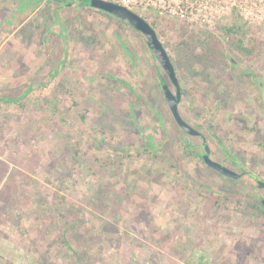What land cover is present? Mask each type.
<instances>
[{"label": "rangeland", "instance_id": "obj_1", "mask_svg": "<svg viewBox=\"0 0 264 264\" xmlns=\"http://www.w3.org/2000/svg\"><path fill=\"white\" fill-rule=\"evenodd\" d=\"M146 20L179 71L182 116L242 178L186 152L201 140L176 123L129 22L82 0H0V100H13L0 102V178L25 170L0 209L25 212L36 264H264V26L230 41L234 18L211 31Z\"/></svg>", "mask_w": 264, "mask_h": 264}, {"label": "built area", "instance_id": "obj_2", "mask_svg": "<svg viewBox=\"0 0 264 264\" xmlns=\"http://www.w3.org/2000/svg\"><path fill=\"white\" fill-rule=\"evenodd\" d=\"M149 19L169 18L196 30H213L237 18L246 25L264 26V0H103ZM147 21V20H146ZM153 23L156 22L152 19Z\"/></svg>", "mask_w": 264, "mask_h": 264}, {"label": "water", "instance_id": "obj_3", "mask_svg": "<svg viewBox=\"0 0 264 264\" xmlns=\"http://www.w3.org/2000/svg\"><path fill=\"white\" fill-rule=\"evenodd\" d=\"M90 7L96 8L98 10L110 13L112 15H115L127 22L139 31L146 39L147 45L149 49L151 50L154 57L157 59V61L160 63L163 70L166 72L168 77L170 78L174 88L175 93L169 86H164V93L166 97V101L168 102L170 111L176 121V123L179 125V127L190 136H198L200 133L187 121L184 120V118L181 115L179 106L182 101V88L179 82V79L177 77L174 64L171 60V57L165 48L164 44L160 40L157 31L151 26L150 23H148L144 18L141 16L129 11L128 9L103 0H82ZM206 155L204 157L205 162L209 167L217 171L223 176L232 178V179H239L241 175L222 164L212 160L208 154L210 153L209 148L205 147ZM259 188L264 189V181L258 180L257 181ZM262 205L264 206V199L262 200Z\"/></svg>", "mask_w": 264, "mask_h": 264}, {"label": "crops", "instance_id": "obj_4", "mask_svg": "<svg viewBox=\"0 0 264 264\" xmlns=\"http://www.w3.org/2000/svg\"><path fill=\"white\" fill-rule=\"evenodd\" d=\"M18 29H21V27H19ZM0 160H2L1 162H4L3 158H1ZM4 164H7V162ZM10 166L11 167H9V165H5L4 173L0 178V192L3 190V186L8 184L7 180L8 178H10V175L12 173L11 170L16 168V169L21 170V172L25 171L19 165H17V167H13V163H12ZM24 197L25 196H22L21 198L18 196L16 198L14 197L15 198L14 201H21ZM1 198L2 197H0V206L3 204V201ZM8 211H10L11 214H15V215L10 216L11 222L9 226L5 225L6 223L4 224L3 222L0 223V264H36L38 263V259L37 261H34V258L30 260L28 257H25L23 253L29 250V247L30 248L32 247V250L34 249L33 241L31 242V239L28 238V236H26L27 242L29 243L30 241L31 244H27V242L26 244H24L23 242L24 240L23 238H25V236L23 235L27 234L25 232V228L27 229V226L25 225V223L22 224L21 226L22 228L17 227V225L19 224V219L21 218L23 219L25 217V212L23 211V209L21 210L20 207H18L17 210H7V209L1 210L0 209L1 213L8 214L9 213ZM9 228H12L13 230L9 232L8 231ZM18 240H20L19 243H17ZM25 246L27 247L25 248Z\"/></svg>", "mask_w": 264, "mask_h": 264}, {"label": "flooded vegetation", "instance_id": "obj_5", "mask_svg": "<svg viewBox=\"0 0 264 264\" xmlns=\"http://www.w3.org/2000/svg\"><path fill=\"white\" fill-rule=\"evenodd\" d=\"M171 57V56H170ZM171 60H172V58H171ZM172 62H173V60H172ZM173 64H174V62H173ZM174 67H175V71H176V74H177V77H178V73H179V71H178V69H177V67L174 65ZM234 67H236V66H234ZM163 69V68H162ZM163 72H165L164 70H163ZM245 72V71H244ZM246 73H251V72H249V71H246ZM165 74H166V72H165ZM162 75V74H161ZM252 75V78H254V79H257V78H255L254 76V74H251ZM162 77H163V75H162ZM166 78L168 79V81H166L165 80V78L163 79V80H165V82H163V81H160L161 83L163 82V85H162V90H163V92H164V86H169V83L168 82H170L171 84H172V82H171V80H170V78L168 77V75L166 74ZM178 79H179V82H180V85H181V81H180V78L178 77ZM260 84H262V83H260ZM173 85V84H172ZM170 87V86H169ZM171 88V87H170ZM171 90H173V89H171ZM174 93H175V91H174ZM165 94V93H164ZM183 97H184V90H183V87H182V100H183ZM166 98V97H165ZM182 102V101H181ZM168 103V102H167ZM171 112V111H170ZM172 114V113H171ZM182 115V114H181ZM173 116V115H172ZM183 117V116H182ZM184 118V117H183ZM184 120H185V118H184ZM186 121V120H185ZM189 123V122H188ZM190 124V123H189ZM192 125V124H191ZM200 134L198 135V136H194V138H199L200 140H201V145H195V146H192L191 147V145H190V143H188V144H186L185 145V148H187V150H186V152L187 153H190L191 152V154L192 155H194L196 158H198V160L199 161H201L204 165H206L207 167H209L208 165H207V163L205 162V160H204V157H205V155H206V151H205V147L207 146L208 148H209V151H210V153L208 154V156L212 159V160H214V161H216V162H218V163H220V164H222L223 166H225V167H227V168H229V169H231V170H233L234 171V169H236V168H241L242 167V163H241V161H238L237 159H235L234 158V156L232 155V153L230 152V151H227V150H221L222 152L221 153H219V152H217L213 147H211V145H210V143H209V140L207 139V137H206V135L203 133V132H201L198 128H200V126H198V125H192ZM181 131L183 132V134H186V135H188V136H190L189 134H187V133H185L182 129H181ZM191 137H193V136H191ZM200 146V147H199ZM209 168H211V167H209ZM212 169V168H211ZM217 172V171H216ZM243 173H244V171L242 172V173H240V175H241V177L239 178V179H232V178H229V179H232L233 180V182H237L238 180H240L241 178H242V175H243ZM264 198H260V207H262V209H264V206L262 205V200H263Z\"/></svg>", "mask_w": 264, "mask_h": 264}, {"label": "trees", "instance_id": "obj_6", "mask_svg": "<svg viewBox=\"0 0 264 264\" xmlns=\"http://www.w3.org/2000/svg\"><path fill=\"white\" fill-rule=\"evenodd\" d=\"M234 22L232 23V25L230 26H225L223 27L224 31L230 35V41L234 38L235 39V34H238V33H241L242 30H243V25L244 23L238 19V23L237 22V18H234ZM237 50L239 52H241L242 54L244 55H251L253 54V49L252 48H249V47H246L245 45L242 44V42H239V44L235 45ZM0 102H6V103H13V100L12 99H7V98H3L0 100Z\"/></svg>", "mask_w": 264, "mask_h": 264}]
</instances>
